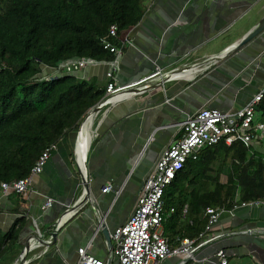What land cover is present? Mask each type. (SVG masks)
<instances>
[{
  "label": "crops",
  "instance_id": "0c3cea01",
  "mask_svg": "<svg viewBox=\"0 0 264 264\" xmlns=\"http://www.w3.org/2000/svg\"><path fill=\"white\" fill-rule=\"evenodd\" d=\"M263 19L264 0L145 1L140 20L120 36L117 98L88 110L82 121L87 116L89 122L51 148L25 193L0 190V227L19 216L28 221L12 264H79L81 247L103 264H118L102 227L110 237L127 219L154 162L179 136L180 123L203 107L235 111L264 84V29L233 49ZM107 70L100 61L76 76L104 84ZM263 144L264 137L257 146ZM82 145L85 171L77 166ZM83 173L90 178L86 192ZM107 183L112 190L101 192ZM46 196L54 202L43 211ZM67 207L73 211L66 214ZM208 234L216 238L196 258L221 248L230 264H264V204L220 211ZM180 261L196 264L176 256L161 264Z\"/></svg>",
  "mask_w": 264,
  "mask_h": 264
},
{
  "label": "trees",
  "instance_id": "16d2710c",
  "mask_svg": "<svg viewBox=\"0 0 264 264\" xmlns=\"http://www.w3.org/2000/svg\"><path fill=\"white\" fill-rule=\"evenodd\" d=\"M145 1L0 0V184L28 175L40 154L78 129L104 99L106 83L73 74L47 76L49 70L74 58L112 59L100 40L115 25L110 40L120 47V36L140 20ZM255 121L264 122V97ZM254 200L264 201V147L218 141L188 158L165 186L163 234L170 246L182 237L199 241L207 208L231 210ZM27 222L19 216L7 229L0 227V264L18 258Z\"/></svg>",
  "mask_w": 264,
  "mask_h": 264
},
{
  "label": "built area",
  "instance_id": "2783aa9c",
  "mask_svg": "<svg viewBox=\"0 0 264 264\" xmlns=\"http://www.w3.org/2000/svg\"><path fill=\"white\" fill-rule=\"evenodd\" d=\"M116 37V26L111 25L107 36L100 40L102 48L113 55L112 59L106 61L108 70L106 71V87L104 98L106 102H112L117 96L120 88H115L113 83L114 73L118 68L120 56L119 46L111 42V38ZM88 57L74 58L64 61L56 68H52L47 76L60 74L76 75L84 67L99 63ZM159 70L155 71V74ZM180 73H175L172 77H179ZM264 97V84L253 97L241 108L235 111H222L217 108L203 107L187 116L180 123L179 136L160 153L152 168L147 174L141 189L136 197V201L127 219L114 228L110 234L112 241V255L118 264H161L168 257L176 256L195 261L196 264H230L225 251L217 249L212 257L196 258L195 253L203 246L210 243L216 236L209 235V230L217 221L219 212L212 208H207V223L205 233L196 238L182 237L177 239L175 246L169 245L168 238L163 234L161 223L163 221V201L162 194L166 185L170 183L174 175L180 170L188 158L194 159L205 146L212 145L223 140L227 145L240 141L246 146L258 145L264 137V122L255 121V107ZM82 121L81 125L85 122ZM264 145V144H263ZM51 148H46L35 161L30 173L16 181L1 183L0 190L3 193L23 194L31 183L33 175L39 174L50 155ZM77 166L82 167L77 157ZM82 184L85 187L89 182L86 173L82 174ZM112 185L107 183L101 188V192H109ZM53 198L46 196L41 203V210H46L53 204ZM264 201L254 200L241 202L240 206L260 205ZM174 209L171 207L170 214ZM187 210V205L182 207L181 215ZM73 211L69 207L65 209L66 214ZM79 264H103V262L87 252L83 247L77 249ZM182 264V261L179 262Z\"/></svg>",
  "mask_w": 264,
  "mask_h": 264
},
{
  "label": "water",
  "instance_id": "95a60500",
  "mask_svg": "<svg viewBox=\"0 0 264 264\" xmlns=\"http://www.w3.org/2000/svg\"><path fill=\"white\" fill-rule=\"evenodd\" d=\"M263 29H264V19L261 20L256 27H254L253 29L248 31V33H246V35L244 37H242V39L240 41H238V43H236V45H234L233 49H237L241 45L247 43L251 38H253L256 34H258ZM81 161H82L83 169L85 171V154L84 153H82V155H81ZM101 232H102V234L106 240L108 248L111 247L110 237H109V233H108L107 229L105 227H102Z\"/></svg>",
  "mask_w": 264,
  "mask_h": 264
},
{
  "label": "bare ground",
  "instance_id": "6f19581e",
  "mask_svg": "<svg viewBox=\"0 0 264 264\" xmlns=\"http://www.w3.org/2000/svg\"><path fill=\"white\" fill-rule=\"evenodd\" d=\"M126 94V93H125ZM118 96V95H117ZM117 96L116 97H114V98H117ZM124 96V95H123ZM120 98V97H119ZM89 118L88 119H86V121L83 123V126H85L88 122H89ZM87 133V132H86ZM85 145H82V147L80 148V156L82 155V153H84V151H85ZM79 156V162H80V164H81V167H82V170H83V166H82V161H81V157Z\"/></svg>",
  "mask_w": 264,
  "mask_h": 264
},
{
  "label": "rangeland",
  "instance_id": "374dc122",
  "mask_svg": "<svg viewBox=\"0 0 264 264\" xmlns=\"http://www.w3.org/2000/svg\"><path fill=\"white\" fill-rule=\"evenodd\" d=\"M221 179H222V180H224V179H225V177H223V176H222V178H221ZM2 229H3V228H2Z\"/></svg>",
  "mask_w": 264,
  "mask_h": 264
}]
</instances>
